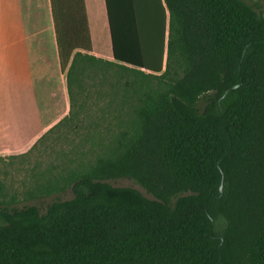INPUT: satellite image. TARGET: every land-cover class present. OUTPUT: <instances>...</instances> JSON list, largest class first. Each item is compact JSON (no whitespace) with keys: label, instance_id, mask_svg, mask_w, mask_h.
Returning <instances> with one entry per match:
<instances>
[{"label":"trees","instance_id":"1","mask_svg":"<svg viewBox=\"0 0 264 264\" xmlns=\"http://www.w3.org/2000/svg\"><path fill=\"white\" fill-rule=\"evenodd\" d=\"M51 6L70 110L33 147L107 103L23 197L0 181V264H264V0H106L113 59L85 0Z\"/></svg>","mask_w":264,"mask_h":264},{"label":"crops","instance_id":"2","mask_svg":"<svg viewBox=\"0 0 264 264\" xmlns=\"http://www.w3.org/2000/svg\"><path fill=\"white\" fill-rule=\"evenodd\" d=\"M85 5L93 53L113 59L106 0H85ZM47 50L53 51L60 65L51 0H0V90L4 83V66L9 67L12 115H16L17 109V115L21 116L24 123H35L34 120H29L36 114L43 116L39 120L41 124L50 122L51 117L57 115L56 111L53 116L49 112L39 111L49 107L51 91L44 87L45 83L50 84L52 77L58 76H51L50 71H43L52 64L56 66V61L36 62L48 60L47 56L50 54ZM3 61L10 63L4 65ZM61 72L67 90L66 72ZM69 110L70 103L67 105L66 102L64 112L57 121L66 116ZM4 146L0 124V154Z\"/></svg>","mask_w":264,"mask_h":264},{"label":"rangeland","instance_id":"3","mask_svg":"<svg viewBox=\"0 0 264 264\" xmlns=\"http://www.w3.org/2000/svg\"><path fill=\"white\" fill-rule=\"evenodd\" d=\"M4 47V45H3ZM50 50V49H49ZM48 60L36 61L38 63L45 62H57L56 66L52 64L49 68H44L43 71H50L52 77L50 84L45 83L44 87L48 88L50 92V99L48 100V108L39 109L42 112H49L52 114L56 111L57 117H51L50 122L39 123V120L43 119V116L38 114L30 118L29 121L34 120L35 123H24L22 122L21 116L17 115V109H15L16 115H12V109L10 107L11 101V85H10V69L5 67L3 72V85L0 90V124L2 129V137L4 142V147L2 149V154H0V181L6 185L7 191L10 193H17L20 197L34 186L37 175H39L47 166L51 164H58L62 161H66L67 158L63 157L64 153H71L72 149L79 144L84 150L89 147L88 143H85L84 139L87 134H94L96 130L88 129L91 124H96L103 115L101 110L105 106V101L103 100H88L87 105L89 107V112L84 109L80 111L79 119L77 122L71 123L67 122L64 126L59 129H55L49 132L48 135L38 142V144L33 147V145L41 138V136L46 133L52 126H54L58 121V117L64 112V105L67 102L69 105V96L66 88L64 87L65 79L61 72V67L58 64L56 55L53 51L49 52L47 50ZM4 65L9 64V61H3ZM45 65V64H42ZM37 75V73H36ZM95 94V93H94ZM82 101V100H80ZM110 115H105L106 120L110 119L111 131L117 128V116L120 114L118 108H111ZM29 119V118H28ZM91 119L90 123L82 122V120ZM89 123V122H87ZM34 128V130H33ZM90 128H93L92 126ZM102 127L99 128V131ZM103 132V131H102ZM33 147V148H32ZM22 153H27L24 156ZM114 185L119 186H133L141 190L145 195L151 197L147 191L137 184L134 180L129 178L119 179L113 181ZM63 198H70L72 196V191L67 189L61 194ZM54 197H49L46 201L51 200Z\"/></svg>","mask_w":264,"mask_h":264}]
</instances>
